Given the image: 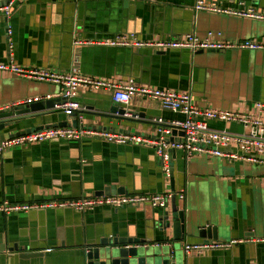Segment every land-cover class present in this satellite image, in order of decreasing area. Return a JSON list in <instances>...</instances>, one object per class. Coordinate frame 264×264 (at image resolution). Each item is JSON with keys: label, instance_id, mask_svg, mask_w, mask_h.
<instances>
[{"label": "crops", "instance_id": "crops-1", "mask_svg": "<svg viewBox=\"0 0 264 264\" xmlns=\"http://www.w3.org/2000/svg\"><path fill=\"white\" fill-rule=\"evenodd\" d=\"M13 1L7 17L0 13V62L75 71L119 83L132 78L137 84L187 91L198 108L253 117L258 115L256 102H264V48L193 53L179 48L74 44L75 38L104 39L124 32L154 39L188 33L203 39L211 33L214 40L264 42L262 20L196 11V0ZM206 1L264 8V0ZM60 92L58 85L0 71V108ZM76 101L82 107L77 112L82 125L94 131L128 132L135 126L134 132L151 138L157 132L156 118L167 122L184 117L163 109L152 98L133 96L126 104L115 102L106 90L82 87ZM114 105L134 112L142 121H121L109 110ZM70 118L56 105L52 114L27 119L0 133L7 137L26 128L32 131L61 121L71 123ZM208 126L236 134L247 131L235 122L209 120ZM170 165L173 191L169 176L163 174L159 158L148 145L116 144L89 136L80 141L25 144L0 156V203L77 199L97 195L109 185L124 191L115 194L171 191L188 222L197 227L209 220L216 226L213 241L264 237L263 166L218 156L187 158L180 151L171 152ZM180 192L183 199L177 196ZM204 199L213 200V205L201 206ZM161 212L148 205L99 206L84 212L70 208L0 212V264H81L85 242L109 234L146 237L151 216ZM167 234L171 237L170 229ZM195 242L204 241L185 236L177 242L181 264H264L263 242L243 241L201 254L184 253L183 245Z\"/></svg>", "mask_w": 264, "mask_h": 264}, {"label": "built area", "instance_id": "built-area-1", "mask_svg": "<svg viewBox=\"0 0 264 264\" xmlns=\"http://www.w3.org/2000/svg\"><path fill=\"white\" fill-rule=\"evenodd\" d=\"M13 0L0 6V13L7 17L12 8ZM196 11H206L218 14H228L264 21V8L254 6H224L218 2L196 0ZM9 32V31H8ZM208 33L206 38L200 39L194 33H188L179 37L139 38L134 32L119 33L111 38L88 39L75 38L74 44H99L112 47L153 49H188L191 52L198 50H226V49H263L264 42L241 40L220 41L214 40ZM0 71L10 72L19 77L46 82L60 86L66 101L61 104L65 115L75 114L78 124L65 126H50L32 130L27 133L4 137L0 140V156L4 151L45 140H69L80 141L89 136L116 144H138L152 147L154 154L159 158L164 175H170V154L180 151L185 157L197 155L218 156L230 160L246 161L253 164L264 165V102H256L257 116L248 113L221 110L213 107L198 108L193 105L192 97L187 91H177L169 88H158L149 85L137 84L132 78L125 83L110 81L103 78L83 75L75 71H64L47 67H27L16 64L13 61L0 62ZM82 87L90 90H106L110 92L113 101L126 104L133 96L156 99L163 109L180 112L181 119L163 121L156 118L157 132L153 137H146L137 132H110L89 130L82 125V115L77 114L81 110L76 101L78 90ZM41 100L40 97L29 98L26 103ZM14 105V104H11ZM4 108V107H3ZM2 109V108H0ZM209 120L222 122H235L247 129L242 134L228 132L226 130H214L208 126ZM234 148L232 150L231 148ZM225 148H230L229 151ZM176 195V194H175ZM172 196L171 191L138 194H107L81 197L77 199L50 200L45 202H21L0 203V212L9 214L12 212H27L33 209L45 208H70L77 212H84L99 206L121 208L125 206L148 205L151 207L165 208ZM183 199V194H177ZM243 241L263 242L264 237L238 238L228 242L204 241L185 243L184 253L195 252L201 254L213 249L227 248L235 243Z\"/></svg>", "mask_w": 264, "mask_h": 264}, {"label": "water", "instance_id": "water-1", "mask_svg": "<svg viewBox=\"0 0 264 264\" xmlns=\"http://www.w3.org/2000/svg\"><path fill=\"white\" fill-rule=\"evenodd\" d=\"M9 0H0V6L6 4ZM215 52L217 50H207ZM219 51V50H218ZM204 50H198L194 53H202ZM66 101L63 91L56 93L55 96L46 97L39 101L31 103H20L8 105L0 109V132L6 128H15L23 121L37 117L52 114L56 105H61ZM117 114V118L125 122H141V117L132 111L118 108L114 105L109 109ZM70 122L61 121L50 126H76L75 114L66 115ZM134 125V124H133ZM135 126H132L131 132H134ZM31 128L9 134L8 137L21 133L30 132ZM5 137L0 133V140ZM174 152V150L172 151ZM161 164V162H160ZM170 189L174 190L173 173L170 165ZM118 187L109 185L97 195H107L123 193ZM171 208L167 206L162 209L156 217L151 216L150 223L146 228V237L140 238L134 235L120 236L118 234H109L94 237L93 240L84 243L81 255V264H181L182 257L178 253L176 244L183 240L185 236L200 237L203 241L216 240V226L212 225L209 220L204 224L195 226L194 223L188 222L184 216V209L176 206L175 194L172 192ZM171 230V237L167 230ZM159 236V239L155 237ZM13 248H16L15 246Z\"/></svg>", "mask_w": 264, "mask_h": 264}, {"label": "rangeland", "instance_id": "rangeland-1", "mask_svg": "<svg viewBox=\"0 0 264 264\" xmlns=\"http://www.w3.org/2000/svg\"><path fill=\"white\" fill-rule=\"evenodd\" d=\"M207 50H205L206 52ZM264 167V165H261ZM206 189L204 188L203 192H205ZM201 206H208V205H213V200H210V199H204L202 200L200 203H199Z\"/></svg>", "mask_w": 264, "mask_h": 264}]
</instances>
